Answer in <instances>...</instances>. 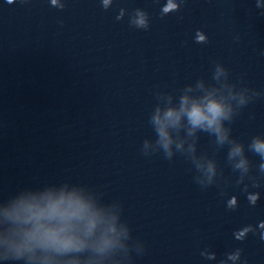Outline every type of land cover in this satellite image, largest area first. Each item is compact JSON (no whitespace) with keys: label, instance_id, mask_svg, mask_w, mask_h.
Here are the masks:
<instances>
[{"label":"water","instance_id":"water-1","mask_svg":"<svg viewBox=\"0 0 264 264\" xmlns=\"http://www.w3.org/2000/svg\"><path fill=\"white\" fill-rule=\"evenodd\" d=\"M258 143L264 0H0V264H264ZM71 193L111 223L18 251L6 211Z\"/></svg>","mask_w":264,"mask_h":264},{"label":"clouds","instance_id":"clouds-1","mask_svg":"<svg viewBox=\"0 0 264 264\" xmlns=\"http://www.w3.org/2000/svg\"><path fill=\"white\" fill-rule=\"evenodd\" d=\"M184 103L187 101L185 100ZM182 111L187 112L193 126L206 123L209 128L223 115L222 106L215 101L209 102L206 110L194 103L191 109H182ZM179 118L180 113L169 110L165 121L176 123ZM160 133L162 137L167 136L163 126L160 128ZM256 151L264 152V143H258ZM6 217L20 226L22 242L18 251L20 249L32 251L37 247L60 253L78 251L85 246V240L79 233L83 232L84 236H90L98 225L111 223L88 201L75 193L66 196L61 194L58 198L48 196L41 201L21 200L10 211H6ZM24 225L31 227L24 228ZM109 232H115V228L108 227L101 235L96 244L98 251H104L114 243L108 235Z\"/></svg>","mask_w":264,"mask_h":264}]
</instances>
